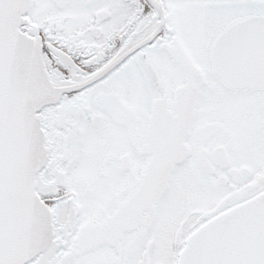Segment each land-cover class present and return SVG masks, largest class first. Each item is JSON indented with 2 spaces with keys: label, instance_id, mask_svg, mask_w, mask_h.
I'll return each mask as SVG.
<instances>
[{
  "label": "snow or ice",
  "instance_id": "1",
  "mask_svg": "<svg viewBox=\"0 0 264 264\" xmlns=\"http://www.w3.org/2000/svg\"><path fill=\"white\" fill-rule=\"evenodd\" d=\"M0 264H264V0H0Z\"/></svg>",
  "mask_w": 264,
  "mask_h": 264
}]
</instances>
